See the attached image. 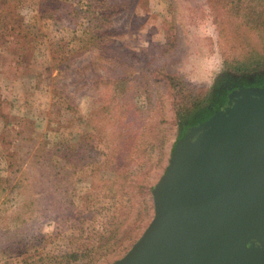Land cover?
<instances>
[{
  "label": "rangeland",
  "instance_id": "rangeland-1",
  "mask_svg": "<svg viewBox=\"0 0 264 264\" xmlns=\"http://www.w3.org/2000/svg\"><path fill=\"white\" fill-rule=\"evenodd\" d=\"M123 1L0 0V264H64L60 251L70 249L95 264L122 257L150 220L149 185L180 133L164 75L177 73L208 92L223 71L264 67L224 63L205 0H127V8ZM88 2L96 17L107 14L94 24L92 47H82ZM66 101L73 108L60 111ZM58 137L64 142L54 147ZM116 141L130 146L129 157ZM39 149L51 163L82 159L84 168L59 177L40 167L25 173ZM107 154L108 171L100 162ZM123 162L124 181L111 173ZM23 201L32 203V217L22 214L26 220L16 224ZM112 221L118 235L101 239Z\"/></svg>",
  "mask_w": 264,
  "mask_h": 264
},
{
  "label": "water",
  "instance_id": "water-1",
  "mask_svg": "<svg viewBox=\"0 0 264 264\" xmlns=\"http://www.w3.org/2000/svg\"><path fill=\"white\" fill-rule=\"evenodd\" d=\"M152 186L148 224L111 264H264V87L229 94Z\"/></svg>",
  "mask_w": 264,
  "mask_h": 264
},
{
  "label": "trees",
  "instance_id": "trees-1",
  "mask_svg": "<svg viewBox=\"0 0 264 264\" xmlns=\"http://www.w3.org/2000/svg\"><path fill=\"white\" fill-rule=\"evenodd\" d=\"M208 4V6L212 10L213 14V24L215 25L216 31H217V37H218V43L219 48L221 49L220 55L223 58L224 63H228L234 68L241 69L246 68L252 64H259L262 61H264V0H205ZM101 2V1H100ZM103 2V0H102ZM128 1L125 0L121 3L122 6L125 8L128 7ZM109 11H113L111 7H113L112 4L110 6H107ZM104 12H98V17H96L93 9V3L88 2L85 6V9L83 10V16L85 20L87 21V29L83 31V37H81L80 44L81 46L88 45L92 47V44L95 43L96 33L94 31V27L98 25V21H101L105 19L104 15L107 14L105 10ZM75 18L74 16H71V24L72 26L75 24ZM95 24V26H94ZM2 36L0 35V39ZM1 43V42H0ZM98 43L94 44L96 46ZM153 77H155L156 82L160 81V78L158 77V74H153ZM121 78H123V74L121 75ZM164 82L165 86L167 87L168 96L172 98V104L175 110V121L176 123L179 122L180 126V133L178 134L177 140L174 142L172 146V150L175 147V145L178 143L180 139H182L185 134L198 122L204 121V119L207 116H210L215 110L221 108V105L224 104V102L221 105L215 106L213 109H210V106H207V103L211 100V91L207 92V89H196L192 85L186 83L184 80L181 79V77L177 73L168 72L166 75H164ZM123 80L126 81V78ZM126 96V93H125ZM73 108V104L71 102H65V106L62 105L60 107L61 110H69ZM59 111V112H60ZM141 117L138 118V125H142L143 121H141ZM118 128L117 136L116 138L119 140L121 137V130L122 128ZM155 127L153 126V129ZM91 134V132H89ZM83 140L84 137H81ZM64 139L58 137L56 139V143H54V147H58L61 143H63ZM124 140V139H123ZM114 141V140H113ZM115 142V141H114ZM117 141L115 143L116 149L120 150L119 153H125L127 154V157L130 156L131 151L128 148H125V145L118 144ZM151 148H153L152 145H150ZM114 148V146H113ZM128 150V151H127ZM38 159H33L32 163H30V167L26 168L24 171H29L33 169L34 167H40L43 168L45 171L49 169H53L50 172L51 176L59 177L61 174H66L69 172V170H73L75 173L78 170H82L84 168V162L82 159H77L74 162H71V164L67 161V164L64 163L63 165H59L55 162H49L51 160V157H48L46 155H43V151L41 149L37 150ZM76 155V152L75 154ZM60 157H63V155H60ZM102 164L103 169L110 170L108 167L110 166V159L108 157V154L102 158L100 161ZM37 164V165H36ZM36 165V166H35ZM145 163H141V166H144ZM18 167V166H16ZM140 168V167H139ZM112 170V169H111ZM116 171H111L114 173H120L121 179L124 181L129 174H127V169L125 168V163H121L116 169ZM128 176H127V175ZM122 185V183H121ZM123 186V185H122ZM24 189V187L22 186ZM151 188L152 186L149 185L148 188V198L149 203L148 208L150 211L153 209V202H152V195H151ZM111 193L113 194V189H111ZM31 208L32 203L23 201L18 205V213L20 215H16L17 217H13V221L16 224H22L26 219V217L22 216L28 214L27 218H31ZM148 208L144 207L142 208L143 214L145 211H148ZM31 210V211H30ZM153 211V210H152ZM141 210H138V214L141 215ZM147 214V213H145ZM152 215V214H151ZM150 215V218H151ZM143 215H141L142 217ZM149 218V219H150ZM148 219V220H149ZM138 221H140L138 218L132 223L130 227H127L124 231L126 234H131L133 230H135L136 227H138ZM111 228H108L106 230V233L108 236H105L104 233L99 232L101 239H106L109 241L114 238V236L118 235V232L114 231L119 228V224L116 225V227L113 229L114 224H116L115 221H112ZM110 235V236H109ZM138 236H135L131 243L127 245L130 247L132 243L136 241ZM21 239H15V241H19ZM10 241V240H9ZM61 258L63 260L64 264H95L94 257L86 258L85 260H79L84 255L77 253L74 250H62L60 251ZM126 252V249L124 253ZM122 252V255L124 254ZM28 264V263H27ZM62 264V262H60Z\"/></svg>",
  "mask_w": 264,
  "mask_h": 264
},
{
  "label": "flooded vegetation",
  "instance_id": "flooded-vegetation-1",
  "mask_svg": "<svg viewBox=\"0 0 264 264\" xmlns=\"http://www.w3.org/2000/svg\"><path fill=\"white\" fill-rule=\"evenodd\" d=\"M246 71L253 72L249 73ZM247 87H264V67H257L254 68V70L244 69V71L240 74H232L223 71L221 75H219L214 87L211 89V100L207 103V106H210V109H213L215 106L221 105L224 102V104L221 105L222 108L226 104L229 94L236 91L237 89Z\"/></svg>",
  "mask_w": 264,
  "mask_h": 264
}]
</instances>
